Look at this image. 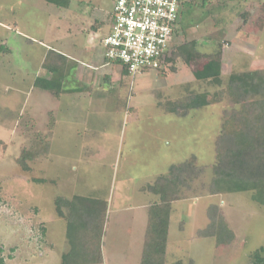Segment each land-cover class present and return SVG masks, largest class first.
I'll list each match as a JSON object with an SVG mask.
<instances>
[{
	"label": "rangeland",
	"instance_id": "374dc122",
	"mask_svg": "<svg viewBox=\"0 0 264 264\" xmlns=\"http://www.w3.org/2000/svg\"><path fill=\"white\" fill-rule=\"evenodd\" d=\"M114 1L70 0L59 7L47 0H0V46L7 47L0 48V264H60L68 243L55 199L76 193L107 199L98 264H140L146 206L154 195L138 187L193 157L203 172L173 202L182 207L172 212L161 264H253L252 254L264 247V205L251 191L206 190L228 97L186 116L163 112L156 103L201 92L211 97L231 73L264 69V0H188L166 55L171 59L135 75L104 65L103 58L93 64L96 70L86 65L94 49L103 53L100 39ZM189 43L199 61L174 56ZM49 48L68 53L80 81L73 68L67 81L43 67ZM217 51L223 84L197 80L193 69ZM37 78L77 89L90 84L55 97L34 85ZM36 133L50 141L45 152ZM213 205L233 232L227 243L196 234Z\"/></svg>",
	"mask_w": 264,
	"mask_h": 264
},
{
	"label": "trees",
	"instance_id": "16d2710c",
	"mask_svg": "<svg viewBox=\"0 0 264 264\" xmlns=\"http://www.w3.org/2000/svg\"><path fill=\"white\" fill-rule=\"evenodd\" d=\"M47 1L59 7H67L70 2ZM189 1L182 0V5ZM0 48L7 50L3 45ZM218 52L193 69L197 80H205L218 86L223 84ZM174 56L180 57L185 63L199 61L201 57L194 43L178 46ZM169 59L171 57H165L159 68ZM43 67L53 74H61L60 79L67 81L73 68L69 57L53 48L47 50ZM121 71L122 74L129 75L124 66H121ZM65 82L37 78L34 85L59 97L63 92L75 91V88L68 87ZM224 96L228 97L229 106L222 110L221 128L214 139V160L210 165L211 176L206 190L209 194L251 191L252 199L264 205V69L231 73L221 91L211 97L207 93H192L183 99L159 101L157 104L163 112L186 116L192 109L218 102ZM54 123L55 120L51 117V130ZM35 139L41 145V152L49 148L48 138L36 133ZM22 152L25 155L32 154L29 153L30 149H24ZM203 168V165L196 163L195 157L185 159L170 164L165 174L157 175L151 182L140 187L141 191L154 195L147 204L140 264L162 263L166 252L172 203L184 197V190L191 189V182L202 174ZM208 208V223L205 227L196 229L197 236L214 237L218 244L229 242L233 238L232 230L227 227L217 206ZM55 209L56 214L65 221V237L68 243V249L61 254L60 264L100 263L107 200L102 196L92 197L78 193L71 196L58 195L55 199ZM252 255L253 264H264L263 246L256 249ZM2 262L0 257V263Z\"/></svg>",
	"mask_w": 264,
	"mask_h": 264
},
{
	"label": "built area",
	"instance_id": "2783aa9c",
	"mask_svg": "<svg viewBox=\"0 0 264 264\" xmlns=\"http://www.w3.org/2000/svg\"><path fill=\"white\" fill-rule=\"evenodd\" d=\"M182 0H115L103 58L129 75L158 69L172 44Z\"/></svg>",
	"mask_w": 264,
	"mask_h": 264
},
{
	"label": "crops",
	"instance_id": "0c3cea01",
	"mask_svg": "<svg viewBox=\"0 0 264 264\" xmlns=\"http://www.w3.org/2000/svg\"><path fill=\"white\" fill-rule=\"evenodd\" d=\"M103 37V36H102ZM102 37H101V39H100V42H101V40H102ZM96 49H94L93 51H92V56H91V58H89L88 59V62H86L87 64V67L90 69V70H96V68H95V66L93 65L95 62H97L100 58L102 59L103 58V53L99 56L97 53H96ZM62 52V51H61ZM62 53H64V52H62ZM65 54V53H64ZM67 57H69L70 58V56L68 55V53L67 54H65ZM103 60L105 61V64L104 65H107V64H110V63H112V62H109V61H106L105 60V58H103ZM74 62H75V60H74ZM112 64H114V63H112ZM115 65H118V64H115ZM119 67H121V66H119ZM89 70V71H90ZM88 71V72H89ZM73 74H72V76H73V78L75 79V80H77V81H80L77 77H78V73L80 72V68H79V66H76V65H74L73 66ZM92 73V74H91ZM90 74L92 75V76H94L93 74H94V71H90ZM95 74H96V77H98V76H100L99 74H101V73H99L98 72V75H97V72H95ZM75 75V76H74ZM77 76V77H76ZM108 78H110V77H108ZM60 79V78H59ZM48 80H50V79H48ZM113 79L111 78V80L110 81H112ZM88 83L86 84L84 81H83V83H81V87L80 86H78V89L77 88H75V91H73V92H71V93H79L80 91L82 92V91H84L83 89H86L87 88V86L90 84V81H87ZM85 83V84H84ZM109 86H111V84L109 85ZM72 88H74V87H72ZM86 91V90H85ZM103 94V93H102ZM157 104V103H156ZM122 106V105H121ZM157 106H158V104H157ZM159 107V106H158ZM160 108V107H159ZM161 109V108H160ZM162 110V109H161ZM174 114V113H173ZM176 115V114H175ZM155 178V177H154ZM153 178V179H154ZM152 179V180H153ZM151 180V181H152ZM150 181V182H151ZM146 183H148V182H146ZM146 183H144V184H146ZM144 184H141L139 187H138V190L139 191H141L140 190V187L142 186V185H144ZM141 192H143V191H141ZM146 193H149V192H146ZM149 194H151V193H149ZM107 200V199H106ZM179 200H182V199H179ZM175 201H177L178 202V200H175ZM175 201H173L174 203H175ZM149 202V201H148ZM148 204V203H147ZM178 204V203H177ZM147 207V206H146ZM182 206L180 205V204H178L177 206H173V203H172V209H174V210H172L171 211V214H170V218H171V215H172V212H174V211H176V209L178 208V210L179 211H176V212H179L180 213V208H181ZM146 218H147V215H146ZM180 223L179 224H183V221H179ZM181 227V226H180ZM168 230H169V228H168Z\"/></svg>",
	"mask_w": 264,
	"mask_h": 264
},
{
	"label": "flooded vegetation",
	"instance_id": "af4514ba",
	"mask_svg": "<svg viewBox=\"0 0 264 264\" xmlns=\"http://www.w3.org/2000/svg\"><path fill=\"white\" fill-rule=\"evenodd\" d=\"M110 23H111V17H110V19H109V26H110Z\"/></svg>",
	"mask_w": 264,
	"mask_h": 264
}]
</instances>
